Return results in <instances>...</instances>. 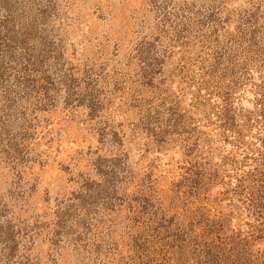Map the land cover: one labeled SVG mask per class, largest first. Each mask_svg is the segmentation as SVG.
Segmentation results:
<instances>
[{
    "label": "rangeland",
    "instance_id": "374dc122",
    "mask_svg": "<svg viewBox=\"0 0 264 264\" xmlns=\"http://www.w3.org/2000/svg\"><path fill=\"white\" fill-rule=\"evenodd\" d=\"M0 264H264V0H0Z\"/></svg>",
    "mask_w": 264,
    "mask_h": 264
}]
</instances>
